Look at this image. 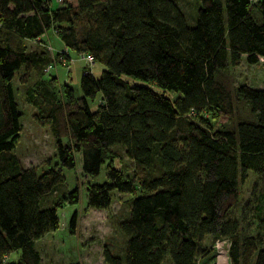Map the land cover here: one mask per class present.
I'll return each mask as SVG.
<instances>
[{"label":"trees","instance_id":"16d2710c","mask_svg":"<svg viewBox=\"0 0 264 264\" xmlns=\"http://www.w3.org/2000/svg\"><path fill=\"white\" fill-rule=\"evenodd\" d=\"M192 20L187 26L176 0H0V264L40 263L34 242L59 227L63 205L79 202L76 187L47 201L75 154L89 179L104 165L105 181L85 188L86 208L106 209L113 191L129 196L118 225L122 256L104 250L105 264H201L213 259L216 240L227 242L228 264H264V88L242 84L230 94L217 79L242 60L264 58V0H196ZM48 31L62 53L103 70L98 77L82 70L78 97L66 84L59 93L44 84L26 91L31 119L49 129L55 149L56 162L36 174L12 154L21 116L13 79L20 72L25 85L51 69ZM234 102L247 111L231 122ZM222 117L229 122L216 125ZM113 148L131 163L130 176L113 167ZM252 176L254 235L244 231L241 212L229 217ZM77 221L74 211L70 235ZM12 252L15 263L5 261Z\"/></svg>","mask_w":264,"mask_h":264},{"label":"rangeland","instance_id":"374dc122","mask_svg":"<svg viewBox=\"0 0 264 264\" xmlns=\"http://www.w3.org/2000/svg\"><path fill=\"white\" fill-rule=\"evenodd\" d=\"M187 26L193 25V11L196 7V0H176ZM192 20V21H191ZM59 41L52 31H48L44 36V49L51 53L53 63L51 69L41 76H31L25 85L18 83V74L13 79L14 98L18 110L21 113L19 118L20 131L19 138L15 143L12 154L19 160L24 168H32L36 174L46 170L47 167L56 162L54 141L48 128L39 127L32 121V115L36 112L33 106L27 101L26 91L36 88L39 84H44L51 91L59 93L61 85H68L75 97L80 96L79 78L83 69H86L94 77H98L103 70V66L97 63H88L81 56L72 52H67L63 57L64 62L59 61L62 57ZM28 48L33 47V43H27ZM57 53V56L53 55ZM53 54V55H52ZM53 77L55 83L49 85L48 79ZM129 84L146 86L156 93H161L165 97H174V94L162 92L151 82H143L128 77L124 78ZM218 81L226 87L228 92L232 91L238 85H246L253 89L264 88V58H259L257 64L247 65L242 60L238 66L227 67L222 74L217 77ZM96 101V100H95ZM93 103L89 102V107L93 108ZM233 116L231 122L246 114L247 108L239 102L233 103ZM229 122L225 117L219 118L216 125ZM212 126L215 123L210 122ZM215 125V126H216ZM108 158L112 159L114 168H120L126 176L132 173L131 163L122 155L119 149L113 148ZM74 168L71 170L63 169L64 183L58 192L47 197V201L58 200L62 192H67L76 187L79 191V202L76 205H63L57 211L59 227L50 233L45 234L37 243L36 248L40 253L43 264H68L71 262L79 264H105L102 253L108 251L110 255L121 258L124 247V240L118 231V225L123 221L127 214L129 205V196L111 192V202L104 210H93L85 207L84 191L90 184H101L105 181L104 165L99 169L95 178L89 179L81 173L80 156L74 155ZM255 177H250L245 184L239 187V204L229 214L230 218L243 216L242 226L248 234L254 235L258 230V224L249 216V210L252 209L253 200L251 195L252 188L257 184ZM255 187V191H257ZM60 191V192H59ZM62 196V195H61ZM246 208V210L244 209ZM77 211L78 221L75 227V234L70 235L67 232V222L71 214ZM205 245H209L206 239ZM264 247V244H263ZM213 260L209 261L211 264ZM222 264H228V259L222 261Z\"/></svg>","mask_w":264,"mask_h":264},{"label":"built area","instance_id":"2783aa9c","mask_svg":"<svg viewBox=\"0 0 264 264\" xmlns=\"http://www.w3.org/2000/svg\"><path fill=\"white\" fill-rule=\"evenodd\" d=\"M250 1H254V0H250ZM66 55L67 53L63 52L61 55L62 57L59 56V61L64 62L63 57H65ZM85 60L87 62H90L89 58H85ZM52 66H48L45 71L49 70ZM212 249H213V259H212L213 261L211 264H222L223 259L224 260L227 259V250H228L227 242L224 240H216L212 245Z\"/></svg>","mask_w":264,"mask_h":264},{"label":"crops","instance_id":"0c3cea01","mask_svg":"<svg viewBox=\"0 0 264 264\" xmlns=\"http://www.w3.org/2000/svg\"><path fill=\"white\" fill-rule=\"evenodd\" d=\"M59 43H60V42H59ZM59 45H60V50H63L61 43H60ZM39 240H40V239H39ZM39 240H37V241L34 242V249H35V250L38 252V254H39V258H40V263H39V264H43V263H42V260H41L40 253H39V251H38L37 248H36V243H37ZM17 259H18V252H12L11 254H9V255L6 257L5 261H7V262H9V263H15V262L17 261ZM71 263H74V262H71ZM71 263H68V264H71ZM201 264H208L207 258L202 259V260H201Z\"/></svg>","mask_w":264,"mask_h":264}]
</instances>
